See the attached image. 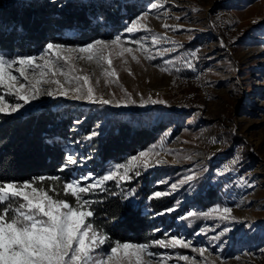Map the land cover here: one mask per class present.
Segmentation results:
<instances>
[{"label":"rangeland","instance_id":"374dc122","mask_svg":"<svg viewBox=\"0 0 264 264\" xmlns=\"http://www.w3.org/2000/svg\"><path fill=\"white\" fill-rule=\"evenodd\" d=\"M135 1L141 5L142 10L133 20L143 15L152 2H157ZM159 2L164 3L165 7L152 10L148 13L147 20L142 21L151 32L129 34L125 30L129 24L127 23L112 39L120 36L127 47L135 48L136 45L129 43L130 41L144 40L147 37L146 43L153 55L157 52L163 53V49L166 48H174L173 51L157 56L151 61L137 51L134 54L139 63L133 61L128 54L123 58L113 56V67L118 73V82L107 85L101 67L94 62L77 63V67L83 69V73L80 74L91 76L97 95L112 99L114 94L116 100H121L124 98L121 89H124L131 94L136 104L127 107L101 106L84 101L64 98L54 100L42 96L19 112L8 116H26L41 112L45 107L55 110L70 106L82 113L95 107L102 111L105 118L114 117L134 126L147 127L149 124L170 119L181 123L183 127L176 134L165 130L155 143L142 150L154 149L161 152L162 155L158 159L163 162L159 166L147 170L141 168L139 171L142 174L161 169V178L158 177L157 182L165 183H157L163 186V190L156 191L170 192L169 196L175 197L176 204H182L195 197L200 190L197 187L200 180H205L206 185L217 189L220 202L202 212H196L194 206H190L181 217L192 212H195L196 216L188 219L179 217L175 220L178 226L171 230H163L164 237L161 239L165 241L177 237L191 241L196 249H206L203 258L198 251L194 252L191 248L153 247L151 251L171 256L172 259L167 260L166 264H189L176 259L179 255L189 256L194 264H264V0H159ZM219 11L223 15L220 23L214 19V14ZM164 12L168 13L166 17L163 15ZM165 23L182 27L180 31H172L170 28L166 30L162 27ZM212 27L229 33L228 42H222L223 47L213 35ZM152 34L167 36L170 41H175V45L161 43L153 47ZM193 40L200 41L197 57L201 59L202 64L194 77H188L183 75L182 71L186 69L184 65H187L189 60L180 48ZM41 51L34 55H40ZM125 60L127 63H124ZM168 60L174 63L167 65ZM165 67L169 68L171 74L160 70ZM202 73L204 81H200L203 84L200 88L198 83ZM141 97L144 101L151 97L165 103L148 102L141 107ZM222 132H229L235 139L234 148L229 153L224 152V145L220 140ZM87 137L86 142L89 140ZM214 139L216 143L212 142ZM68 145L70 149L67 156L72 155L78 161L77 165L71 166L74 170L73 178L86 173H93L99 177L115 165L109 164L101 173L91 172L87 163L89 157L81 148ZM140 152L130 156L123 163L138 156ZM233 154L235 159L236 157L239 159L233 163L227 175L218 176L212 173L211 167L216 160ZM193 174L195 179L192 182L179 184L181 179ZM172 184L177 185L175 190L171 188ZM248 184L253 186L249 187ZM129 187L135 188L128 184L118 188L115 182L107 184V189H115L123 199ZM124 201L135 205L139 197L135 194L130 202L125 199ZM217 207L231 208V216L235 217V220L220 219V214L213 211ZM182 224L194 225L196 229L188 233L181 227ZM107 246L106 244L104 247Z\"/></svg>","mask_w":264,"mask_h":264},{"label":"trees","instance_id":"16d2710c","mask_svg":"<svg viewBox=\"0 0 264 264\" xmlns=\"http://www.w3.org/2000/svg\"><path fill=\"white\" fill-rule=\"evenodd\" d=\"M135 2L0 0V54L32 56L49 42L84 46L96 39H112L142 10L141 5ZM212 33L224 43L230 37L229 33L216 27H212ZM199 45V40H193L182 45L180 51L191 60L190 52L197 50ZM191 62L194 69H187V65H184L186 69L182 71L188 77H194L202 64L199 57ZM182 127L173 119L147 127L134 126L114 117L105 118L102 111L95 107L86 113L68 106L55 110L45 107L41 112L26 116L0 114V181L38 183L40 177H58L59 183L45 179L44 186L56 185L61 197L71 201L72 198L64 197L61 190L62 184L70 181L74 172L71 166L60 170L67 159L68 144L81 148L89 157L87 163L91 172L101 173L109 164L123 163L130 156L148 148L163 131L170 130L174 135ZM93 132L98 134L86 142V137ZM220 140L224 152L233 150L235 139L229 132H222ZM161 174L162 170L156 169L132 180L130 186L135 187L139 197L135 205L125 202L113 188L92 197L97 201L94 205L95 224L110 237L111 243L151 244L164 237V229L171 230L178 226L175 220L186 213L188 207L194 206L196 212H202L220 202L217 189L206 185L205 180L198 182L200 190L197 195L182 204H176L175 197L169 195L152 198L156 190H163L162 185H157V178ZM168 208L176 210L158 215ZM181 227L188 233L196 229L190 224H182Z\"/></svg>","mask_w":264,"mask_h":264},{"label":"snow or ice","instance_id":"6c2138e0","mask_svg":"<svg viewBox=\"0 0 264 264\" xmlns=\"http://www.w3.org/2000/svg\"><path fill=\"white\" fill-rule=\"evenodd\" d=\"M164 7V3L159 0L152 2L143 15L129 22L126 32L129 34L140 31L151 32V29L142 21L147 20L148 13L152 10ZM163 15L166 17L168 13L164 12ZM177 19L180 18L177 17ZM162 27L166 30L170 28L172 31H180L182 26L165 23ZM146 41L147 37L144 40L130 41L129 43L136 45L135 48L127 47L120 36L110 41L96 39L80 47H68L49 42L38 56L6 58L0 55V114H15L42 96H48L54 100L64 98L84 101L101 106L134 105L136 101L124 89H121L124 94L121 100H116L114 94L112 99L97 95L91 76L80 74L83 73V69L78 68L77 63L78 61L94 62L102 68L106 85L116 83L118 73L113 67V56L123 58L125 54H128L133 61L139 63L134 54L137 51L151 61L157 56L174 50V48H166L163 49V53L157 52L153 55ZM161 43L175 45V41H170L167 36L151 35L153 47ZM221 46H224L222 42ZM197 51L190 52L192 59L198 58ZM124 63H127V60ZM173 63L172 60L166 61L167 65ZM187 67L194 69L191 60L187 61ZM160 70L171 74L167 67ZM129 74L131 75L130 71ZM96 84H99L98 79ZM148 102L165 103L163 100H153L151 97L148 101H144L141 97L140 106L143 107ZM97 134L93 132L87 139L91 140ZM212 142L216 143V140ZM161 155V152L154 149L141 151L138 156L130 158L126 163L115 164L102 176L97 177L93 173H86L65 181L61 190L64 197L72 198L71 201L61 197L56 185L44 186L45 179L59 183L58 177H40L38 183L0 181V264H166L167 260L172 259L171 256L151 251L153 247L191 248L194 252L198 251L203 258L206 249H196L191 241L177 237L167 241L158 239L151 244L116 242L113 245L110 237L95 224L94 205L97 201L92 197H95L97 192L106 191L108 182H115L118 188H122L124 184L131 185L132 180L141 175L139 169L147 170L150 167L159 166L163 162L158 159ZM238 159L239 157H236L233 163ZM77 163V159L68 155L60 170L64 171ZM194 179V174L187 175L179 181V184H189ZM157 183H165V181ZM248 186L253 185L248 184ZM171 188L175 190L177 185L172 184ZM112 194L115 195V193ZM135 194L136 189L129 187L124 199L130 202ZM170 194L167 191H156L152 194V198H161ZM175 210V208L164 209L158 215ZM213 211L220 214V219L235 220V217L231 216L232 209L229 207L222 209L217 207ZM194 216L196 213L192 212L180 219ZM218 238L213 237V239ZM106 244L108 246L104 247ZM176 259L194 264V261L186 255H179Z\"/></svg>","mask_w":264,"mask_h":264},{"label":"built area","instance_id":"2783aa9c","mask_svg":"<svg viewBox=\"0 0 264 264\" xmlns=\"http://www.w3.org/2000/svg\"><path fill=\"white\" fill-rule=\"evenodd\" d=\"M222 13L221 11L217 12L214 14V19L215 21H217L218 23L221 22L222 19ZM201 79H199V87L202 88L203 84L200 81H204V73H202L200 75ZM235 160V156L233 155H228L226 157H223L221 159L216 160L213 164H212V173L218 175V176H225L229 173L230 167L233 166V161Z\"/></svg>","mask_w":264,"mask_h":264}]
</instances>
